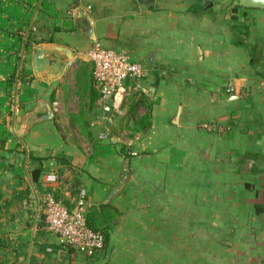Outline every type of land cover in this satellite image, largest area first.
<instances>
[{"label":"crops","instance_id":"1","mask_svg":"<svg viewBox=\"0 0 264 264\" xmlns=\"http://www.w3.org/2000/svg\"><path fill=\"white\" fill-rule=\"evenodd\" d=\"M148 2L0 0V232L10 233L6 239L15 232L17 243L26 245L7 264L78 258L84 261L78 264H136L135 255L146 263L151 251L162 259L169 242L187 239L185 227L193 232L196 226L191 241L197 242L205 225L200 204L210 199L201 196L224 194L231 211L246 209L232 207L233 181L240 190L250 185L264 192V10L238 6L226 17L211 10L210 0H154L143 9ZM96 44L146 71L144 79L124 84L139 87L149 107L142 113L147 127L134 141L120 142L118 131L101 136L109 127L93 122L103 111L85 53ZM44 45L66 51L62 70ZM231 85L235 93L225 94ZM61 130L87 138L75 143ZM65 158L80 168L87 218L100 219L111 260L103 251L91 259L34 245V239L57 241L44 223L46 191L55 189L66 207L74 205L66 204L65 173L58 183L46 182ZM260 199L257 216L251 211L227 225L244 221L260 229L256 245L241 254L248 264H264ZM115 208L117 221L107 223L106 213ZM141 242L145 248L135 247Z\"/></svg>","mask_w":264,"mask_h":264},{"label":"rangeland","instance_id":"2","mask_svg":"<svg viewBox=\"0 0 264 264\" xmlns=\"http://www.w3.org/2000/svg\"><path fill=\"white\" fill-rule=\"evenodd\" d=\"M210 1L211 2H209L208 5L211 6V10L214 9L216 12H218L216 13V15L223 12V15L227 17V15L230 16L231 11L235 7L234 4L238 0ZM206 8L208 7L206 6ZM236 32L237 35H235V41L238 42V31ZM144 78L145 76L135 80H142ZM140 93L143 92L139 90V87H130L126 90V95L118 111L111 110L108 113H100L102 115H100L98 119L94 116L93 122L104 123L105 126L109 127L108 130H104L101 136L105 137V135H108L113 131H118V133L115 135L118 137L119 141L127 142L128 140L134 141L136 138L143 135L144 129L147 127V118L146 116L144 117L142 113L144 111H147L149 107L146 100L142 98L143 94ZM224 93H235V86H226ZM61 131L64 139L67 137L71 140L72 138L75 143L87 138V135L83 131H81L82 133L74 130ZM98 135H100V132H98ZM83 149L85 150V153H90L89 147H85ZM62 161L64 162H56V173H54L53 175H48L46 178V182L58 183L60 180L57 176L62 177L65 173L66 178L69 179L67 181L69 187L67 188L66 192L69 193L70 197L69 200H67L66 204L75 203L80 199H83V201H85L86 203V193L81 189V181L79 177L80 168L71 166V164L68 162L70 161L68 160V158H65V160L63 159ZM49 176H55V181L49 180ZM232 184H234L232 185L230 194L231 197L234 198V201H232L231 203L232 207L246 206V209H233L231 211L227 210V205H225L226 203L224 204V194L212 193L210 195H203L201 196V198L205 201H207V197H209L210 199L208 202L200 204V218L201 222L205 225H200L199 227L200 231L197 242L195 241V239L191 241V238L196 235L194 234V236H191V233L194 232V229H197L196 226L193 228V232L191 230V226L185 227L184 234L187 235V239L183 241L182 237H179V241L169 242L168 250L165 252V254H163L164 256L167 255V257H163L162 259H160L158 256H156L158 255V252L151 251L152 255L145 259L148 263H145L144 259L139 260V257L136 255L134 257V262H136V264H248L250 258H247L244 255L242 257L241 254L243 252H246V255L249 254L250 246L253 247L254 245H256L255 243L257 242V237L261 234L260 229L255 226H246L244 225V221H242V224L240 226H235L234 224L231 226L227 225L229 224L228 221H233L232 218L243 217L245 219L249 217V215H251V211L254 212L252 218L257 216L255 213H257L260 209L263 210V204L259 201H261V197L264 199V192H259V190L255 191L254 189L251 190L250 185H248L247 190H240L239 186H236L238 184L235 183V181H233ZM46 193H52L53 195H56L55 189L49 190V192L46 191ZM57 198L61 200L63 199L60 196H57ZM25 200L28 201L29 199L26 198ZM208 207L210 208V210H208ZM114 210L115 212L109 210L106 213L104 219L107 221V223L111 224L112 222L117 221V210L116 208ZM209 213H211V215H209ZM119 216L120 217H118V220L119 218H121L122 213L119 212ZM210 217L211 222L210 224H208V220ZM91 218L92 216L89 217L90 221ZM92 219V224L95 229L102 230L107 233L105 230H103V228H101L99 218L95 217ZM40 226L42 227V224H40ZM229 229L232 230L230 231ZM249 229H251V231H249ZM7 234L10 233L0 232V263H2L6 259L7 263L15 260L19 254V247L23 248V245L17 243L15 232L11 233L14 234L11 237L10 235H8V239H6ZM135 245V247H137L138 249L145 248L144 242L139 243V245ZM197 245L199 247H197L196 249H192L193 246ZM103 253L104 255H109V259L111 260L110 247H106L105 249H103ZM79 262L83 263L84 261L81 260V258H78V262L72 264H78Z\"/></svg>","mask_w":264,"mask_h":264},{"label":"built area","instance_id":"3","mask_svg":"<svg viewBox=\"0 0 264 264\" xmlns=\"http://www.w3.org/2000/svg\"><path fill=\"white\" fill-rule=\"evenodd\" d=\"M85 56L93 66V83L103 113L118 111L126 95L125 82L142 78L145 70L124 53L98 44ZM49 180L55 181V176H49ZM43 205L46 228L57 237L62 248L74 249L90 258L103 249V235L87 225V203L83 199L76 201L72 208H67L56 201L51 193H46Z\"/></svg>","mask_w":264,"mask_h":264},{"label":"water","instance_id":"4","mask_svg":"<svg viewBox=\"0 0 264 264\" xmlns=\"http://www.w3.org/2000/svg\"><path fill=\"white\" fill-rule=\"evenodd\" d=\"M154 0H149V2L145 5H143V9L151 8L153 7ZM235 5L241 6L244 8H254V9H261L264 10V0H238L235 2ZM41 50L45 51L47 54L52 53L54 56H56V61L58 63L59 70H62V66L65 64L66 61V54L65 50L62 47L54 46V45H44ZM111 104V102H110ZM180 114V108L178 109V113L175 117V124H177V121L179 119Z\"/></svg>","mask_w":264,"mask_h":264},{"label":"trees","instance_id":"5","mask_svg":"<svg viewBox=\"0 0 264 264\" xmlns=\"http://www.w3.org/2000/svg\"><path fill=\"white\" fill-rule=\"evenodd\" d=\"M238 9V6H235L234 7V10H237ZM96 91V90H95ZM91 101H94V98L93 97H91ZM52 194V193H51ZM52 196H53V198L56 200V201H58V202H60L61 204H63L64 206H65V203H64V201H62L61 199H59V198H57V196L54 194H52ZM68 208V207H67ZM87 225H88V227L89 228H91L92 230H94V231H98V232H100L102 235H103V237H104V247H103V249L105 248V246H106V244H107V239H108V235L104 232V231H102V230H97V229H95V228H92V226H90V224H89V220H88V218H87ZM56 240H57V237H56ZM34 245H35V247H37L40 251H44V250H46L47 248H48V246H50L51 248H52V250H56L57 248H59V249H64V250H67L68 252H79V251H76V250H74V249H71V248H62L59 244H58V242L56 241V244H45V245H42V244H38L36 241H35V239H34ZM25 244L23 245V248H24V250H25ZM103 249L101 250V251H103ZM99 253V252H98ZM97 253V254H98ZM82 255H84L86 258H90V257H87L85 254H83V253H81ZM97 254H95L92 258H94ZM18 257V256H17ZM91 258V259H92ZM17 259V258H16ZM15 259V260H16ZM0 264H7V261L5 260V261H3L2 263H0ZM12 264H17L15 261L14 262H12Z\"/></svg>","mask_w":264,"mask_h":264}]
</instances>
